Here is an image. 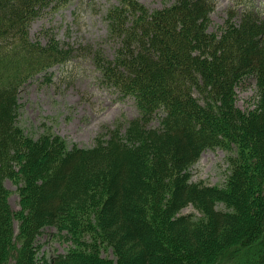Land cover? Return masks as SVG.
I'll use <instances>...</instances> for the list:
<instances>
[{
	"label": "trees",
	"instance_id": "1",
	"mask_svg": "<svg viewBox=\"0 0 264 264\" xmlns=\"http://www.w3.org/2000/svg\"><path fill=\"white\" fill-rule=\"evenodd\" d=\"M71 1L0 0V264H264V0H230L218 31L219 0L162 9L118 0L105 15L113 58L98 45L83 53L138 114L92 147L50 129L29 135L19 121L27 85L51 81L78 55L54 26L30 35ZM248 84L245 110L238 90ZM218 147L228 152L224 184L194 181L202 152ZM191 205L199 215L184 213ZM51 227L72 244L41 256L38 238Z\"/></svg>",
	"mask_w": 264,
	"mask_h": 264
},
{
	"label": "rangeland",
	"instance_id": "2",
	"mask_svg": "<svg viewBox=\"0 0 264 264\" xmlns=\"http://www.w3.org/2000/svg\"><path fill=\"white\" fill-rule=\"evenodd\" d=\"M140 1L150 9H162L175 0ZM229 1L219 0L212 13L211 30L218 31L224 23ZM117 3L118 0H72L67 7L44 14L32 23V39L41 38L42 28L54 26L57 37L63 43L78 47L79 51L71 62L51 69V81H34L21 92L19 121L29 135L38 137L50 129L69 144L92 147L97 137L138 114L135 99L122 96L115 88L106 85L94 59L83 53L84 48L92 44L98 45L105 57L113 58L114 44L106 40L108 25L105 15ZM238 93L239 106L248 109L253 103L254 85L248 84L244 89L240 88ZM227 159L228 152L222 148L204 150L192 167L193 180L222 186L228 174ZM6 188L13 210L19 211L21 204L16 184L7 180ZM184 213L199 215L192 205L186 207ZM15 221V237L19 240L18 219L15 218ZM38 242L42 245L41 256L64 253L72 244L58 234L54 227L46 228ZM97 242L101 255L116 263V256L109 244L102 238H98Z\"/></svg>",
	"mask_w": 264,
	"mask_h": 264
}]
</instances>
